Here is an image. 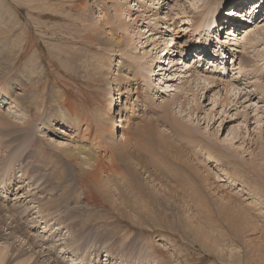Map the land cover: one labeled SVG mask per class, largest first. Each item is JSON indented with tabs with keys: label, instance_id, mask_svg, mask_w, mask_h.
Wrapping results in <instances>:
<instances>
[{
	"label": "rangeland",
	"instance_id": "rangeland-1",
	"mask_svg": "<svg viewBox=\"0 0 264 264\" xmlns=\"http://www.w3.org/2000/svg\"><path fill=\"white\" fill-rule=\"evenodd\" d=\"M155 1L0 0V251L7 252V259H11V264L23 263L22 261L24 264H264V167L250 161L256 159L260 151L261 145H257L260 142V128H263L264 133V94L260 89L264 88V69L259 68L264 64L261 62L264 44L250 42V47L254 45L251 49L243 41L245 33H239L242 35L239 37L241 52L237 56L246 54L253 61L251 66L258 64L257 69H249L256 70L259 76H250L252 79L246 84L245 77L240 73L243 68L242 65L240 68V59L232 58L220 41L217 43L219 46H215L216 38L212 36L218 32L222 33L223 42L232 40L233 37H229L226 31L229 25L225 23L227 19H231L230 14L225 18L227 11L235 6L247 8L258 0H162V5H157ZM259 1L262 16L264 1ZM167 3L173 10L167 9L168 6L164 5ZM131 5H138L133 18L138 17L137 20L142 22H128L126 12ZM219 7L222 8L219 21L214 23L212 20L220 12ZM120 12L123 14L122 18ZM203 13L212 26L211 30L206 28L194 31V28L204 26L199 19ZM156 15L158 19L169 16L164 23L169 28L172 27L175 33L174 42L167 47L168 52L172 51V46L180 51L196 43L195 39L199 40L198 46L203 48L197 49L198 53L205 52L198 58L194 50L185 57V52L180 54L175 57V63L178 64L176 68L186 71L185 67L192 66L198 72H212L215 66H220L219 60H215L218 63L213 66L203 63L202 69L195 66L203 58L206 61L205 57L213 62L217 58L214 53L216 49L224 50L230 56L224 60L227 62V74L223 78L216 77L215 79L221 80L217 79V83L208 85L209 87L205 83L203 85L209 89L204 91V96L217 93L213 99H217L219 109L211 104V99H200L202 112L194 114L197 129H194V137L198 140V146H192V150L187 148L188 141L179 144L167 138L171 136V127L165 126L162 121L166 118H179L183 122L189 120L190 109L196 103L192 92H188L191 85L197 92L194 79L189 80L186 86V79L181 83L177 93L178 100L172 105V114L169 111L171 115L167 113L168 110L161 108L171 97H166L157 89H150V81L159 80L162 76L157 75V70L156 75L154 74L157 62L150 67L152 63L149 57L143 55L146 49L139 45V29L149 21L143 26L144 30L146 25H150L151 28L148 26V29L158 34L157 28H154L156 25L152 24V20L157 19ZM258 15L259 13L255 14L253 23L264 19V16ZM124 22L128 23L130 34H124L119 28ZM249 23L251 22H246L245 25L252 26L251 30L257 29ZM224 24L226 27L219 30L220 25ZM263 25L264 23L260 26ZM161 26L163 25H158V28L161 29ZM243 27L236 26L241 30ZM113 38L120 42L119 46L122 45L128 55L118 53V46L112 43ZM257 38L258 36L255 39L258 40ZM259 38L264 39V35ZM156 42L158 45L155 52L158 48L162 49L163 44L158 38ZM184 44H187L186 47ZM210 47L214 48L212 52ZM236 47L238 48L237 45ZM130 54L134 63L136 57L147 64L151 71L150 75L145 74L148 80L145 78V81L144 76L140 77V93L133 83L128 87L124 84L119 91L120 86L116 87V83L124 76L122 73L139 71V67L129 63ZM168 56H163V61L159 60L158 63L166 61L167 67L165 58ZM124 62H128L132 68L128 71L124 68L121 70ZM157 67L159 68L158 65ZM220 70L222 68L217 69V72ZM170 77L171 75L168 78ZM37 86L40 87L39 92L33 94L38 90ZM225 87L231 90V95L240 92L241 97L244 96L240 100L238 96V106L228 108H231L230 113L228 112L230 116L222 115L220 107L226 95L228 98L232 97L226 93ZM235 87L242 88L243 91H234ZM252 93L256 95L251 99L246 98V94ZM24 96L35 99L30 103L33 108L40 104L38 113L35 108L29 112L26 106L16 103ZM112 96L119 103L123 101L118 109H123L125 115L132 114L131 120L126 124L127 128H118L119 119L116 120L114 134L109 133L114 127L112 123H108L105 113L110 107ZM72 105L79 107V112L88 116L91 122L96 120L103 125L105 134L100 132L101 144L109 145L108 153L115 154V166L107 167L109 175L101 174L103 182L98 184L95 194L96 200L102 199L103 203L93 202V197L86 192L88 188L95 186L92 178L95 170L92 167L96 163L84 160L90 156L97 157L96 151L93 148L83 149L85 155L77 159L70 158L67 154L70 147H77L74 141L76 139L70 133L71 124L67 116L68 107ZM216 109L218 114L211 116L212 110ZM236 114L237 117L233 116ZM256 114L259 116L256 117ZM207 117L211 118L209 124ZM257 120L262 123L258 125ZM28 121L32 124L29 125ZM26 128L29 129L28 132ZM54 129L65 133L58 136ZM28 133H31L29 137ZM128 133L132 134L129 139L130 147L126 145L130 151L129 162L116 155L115 150V146L120 147L125 142L122 136H130ZM241 138H244L241 141L243 144L241 149H237L239 145L234 144ZM253 141L256 145L249 143ZM204 144L208 146L204 147ZM206 147L210 151L214 149V152L224 148L230 150L227 158L234 161L219 163L215 158L208 157ZM245 147L249 151L243 155ZM159 156L163 158L161 171L147 166L149 159L155 162ZM179 159L182 162L184 160L185 167L189 170L185 172L181 167L179 169ZM118 167L123 170L118 172ZM130 183L134 184L133 188L129 187ZM232 213H242L248 219L250 227L241 221L238 225L242 223L243 232L234 231L225 218L228 215L234 216ZM203 233L208 236H205L209 239L208 245L201 243L206 240L202 239ZM33 248L38 254L32 251ZM45 260H49L48 263Z\"/></svg>",
	"mask_w": 264,
	"mask_h": 264
},
{
	"label": "bare ground",
	"instance_id": "bare-ground-1",
	"mask_svg": "<svg viewBox=\"0 0 264 264\" xmlns=\"http://www.w3.org/2000/svg\"><path fill=\"white\" fill-rule=\"evenodd\" d=\"M155 1V0H154ZM161 1L162 0H157V1H155V2H157V5H162V3H161ZM243 1V0H242ZM264 1V0H263ZM243 3V2H242ZM137 4H139V3H137ZM155 4V3H154ZM260 4H261V1H256L254 4H252L251 6H248L247 8H238V6L236 7H234V8H231L230 10H228L227 11V16L225 17V18H227L228 16H229V14H230V16H231V19H227V21H226V23L225 24H228L229 26H228V29H226V31H227V35L229 36V37H233L232 38V40L230 39L229 40V42H227V43H225V42H223V35H222V33H216V35H214L213 33H211V34H213L212 36H215V38L216 39H218V37H220L219 38V41L221 42V44L223 45V47L225 48V51H229L230 52V55L231 56H233L232 58H236L237 60H238V58L240 59L239 61H240V68H242L241 67V65L243 66V68H242V70H240V73H242L243 74V76L245 77V83L246 84H248L249 82L248 81H251L250 79H252V78H250V76H254L253 78H255L256 76H259L258 74H257V72H255L256 70H251L252 69V67H256L255 69H257V62H256V64L257 65H255L254 64V66L252 65L251 66V64L253 63V61H251V58H250V56H246V54H242L240 57H238L237 56V53H239V52H241V50H240V47H241V44H240V41H239V37H241L240 36V34H241V32H243V33H245V35L243 36V41H245V43H247L248 44V46H249V48H251L252 49V47H254V45L252 46V47H250V42L252 43V42H256V43H261V44H264V39H260L259 38V36H263L264 35V25H263V27L262 26H260L261 24H263L264 23V19H261V21L260 20H256L255 21V23H253V18L255 17V14H257V13H259V15H258V17H263L264 15H260V13H263V11H261L260 9H259V6H260ZM164 5H167L168 7H167V9H169L170 8V6H169V4L167 3V4H164ZM259 5V6H258ZM136 6H138V5H131V6H129V9H128V11L126 12L128 15H127V18L129 17V20H128V22H132V21H136L137 19H139L138 17H136V18H133V16H135L136 15ZM114 9V8H113ZM173 10V8H170V10ZM220 9V7L218 8V10ZM119 10V9H118ZM117 10V11H118ZM221 10H222V8L220 9V12L218 13V14H216L215 15V19H213L212 20V22H216V21H219V14L221 13ZM116 11V10H115ZM120 11V10H119ZM138 11V10H137ZM168 12H170V11H168ZM168 12L167 13H165V14H168ZM160 13H158V15H159ZM162 14V13H161ZM122 13L120 12V18H122ZM155 15V14H154ZM153 15V16H154ZM206 14H202L201 15V17L199 18L200 19V22H202L203 21V24H204V26L203 25H200L199 27H196V28H194L193 30L194 31H196V30H198L199 29V31H203L204 29H206V28H208V29H210L211 30V25H209L208 24V20L206 19V16H205ZM142 16V15H141ZM147 17V16H146ZM157 19H155V20H152V19H150L151 17H147L148 19H150V20H152L154 23H152L153 25H156L154 28H157V31H158V34L157 33H153V31L150 29H148V26H150V25H146L147 27H146V29L144 30V28H143V26L145 25V24H148L149 23V21H147V23H143L142 24V29H139V34H140V36H139V45H141V48H143V49H146V51H144V53H143V55H147L148 57H149V59H150V62L152 63V65L150 64L149 66L151 67V66H153L154 64H155V62H157V64H156V66H155V68H154V74L156 75V70L158 71L157 72V75L158 76H162V78H160L159 80H156V79H153L152 81H150L151 82V84L152 85H150V89L151 88H154V89H157L160 93H162L163 95H165L166 97H171V99H169V101H167V103L165 104V105H163L162 104V109L163 110H168L167 111V113H169V111L171 112V114H172V110H173V107H172V105L176 102V100H178L177 98V93H178V91H179V89H180V85H181V83H184L183 81L185 80V86H186V84L189 82V80H191V79H194L193 80V82L194 83H196V87H197V89H196V91L197 92H195L194 90H193V86L191 85L190 87H189V89H190V91H188V92H192V95L194 96V98H196L195 99V105L190 109V111H191V115L190 116H188V117H190L189 118V120H186V121H181V119H179V118H171V119H169V118H166L165 119V121H162V123L165 125V126H168L170 129H171V136H168L167 138H169V139H172L173 141H175V142H177V143H179V142H181L182 144H184L185 142H187L188 141V143H187V148L189 149V150H192V146H198V140L194 137V131L195 130H197L196 129V127H195V123H194V121H196V120H194V114H197L198 112L197 111H201L202 112V107H201V104H200V99L201 98H206V100L207 99H211L212 100V105L214 104V105H216L217 106V109H219L218 108V101H217V99L215 98V99H213L214 97H216V94L217 93H215V92H213V95H212V93H210V94H208V95H206V96H204V91H206L208 88L207 87H203V85H204V83H205V85H211V84H215V83H217V79L219 78V77H221V78H223V75L221 76V73H223V69L222 70H220L219 71V73L217 72V70H215V71H213V69H212V72H207V71H200V72H198L197 70L195 71V69L193 70V68H192V66L191 67H189V66H187V67H185V70L186 71H184V69L183 68H176V69H174L175 67H177L178 66V64L176 63L175 65H174V68L173 67H171V68H169L168 66L167 67H165V62H160V64L158 63V61L160 60H162V57L163 56H168L169 54H170V56H168L167 58H165V59H167V61H169V63L167 64V65H169V64H172V63H175L176 61H175V57H177V56H179L180 54H182V53H184L185 52V54L186 55H184V57L185 56H187L189 53H191V51H193V52H195L196 51V55H198L197 56V58L198 57H201L205 52L203 51V52H201V50L203 49L202 47H199L198 46V44H199V40L197 41L196 39H195V41H196V43H194V44H192V45H194V46H192V45H188L187 47H186V45L187 44H184V46L186 47V48H184V49H181L180 51L179 50H177L174 46H172L171 48V52H168V50H169V48H167L168 47V45H171L172 44V42H174V35H175V33H174V30L172 29V27L171 28H169V26H167V23H164V21L169 17V16H164V18H159L158 19V17H157V15L155 16ZM138 22H142V21H140V20H137ZM144 21V20H143ZM246 22H251V23H249V24H253L254 25V27H256L257 29L255 30V29H253V30H251V27H249V26H246L247 24H246ZM176 24V23H175ZM225 24L224 25H220V28H219V30L221 29H223V28H225L226 26H225ZM246 24V25H245ZM123 26H121V27H119L122 31H123V33L124 34H128L129 32H128V30H129V28H128V23H123L122 24ZM158 25H163V26H161V29L160 28H158ZM169 25V24H168ZM218 25V24H217ZM234 25H236V26H238V27H241V26H244L243 27V29L241 30V28H236V26H234ZM173 27H174V25H173ZM150 28H151V26H150ZM162 28H165L167 31H169L167 34H163L164 32H167V31H164ZM148 29V30H147ZM117 30H119V29H117ZM176 30V29H175ZM194 31H190V33L191 32H194ZM225 31V32H226ZM120 32V31H119ZM173 32V33H172ZM224 32V33H225ZM1 33V32H0ZM151 35H150V34ZM169 33H170V35H169ZM240 33V34H239ZM130 34V33H129ZM177 34V33H176ZM256 36H258V40H256L255 38H256ZM159 39L160 41H162L163 42V44H162V49L161 48H158L157 50H156V52H155V48H156V46L158 45V43L156 42V39ZM173 38V39H172ZM2 39V38H1ZM118 40V39H117ZM143 40H145V42L143 41ZM193 40V39H192ZM4 41V40H3ZM109 41V40H108ZM121 41V40H120ZM231 41H234L235 43H230ZM242 41V42H243ZM110 42V41H109ZM108 42V43H109ZM187 42V41H186ZM1 43V42H0ZM112 43H114V44H116L118 47H116L117 49H118V53L119 52H121L123 55L124 54H126V55H128L126 52H125V50L122 48V45H120L119 46V43L120 42H118V41H116V39L115 38H113V42ZM110 44V43H109ZM113 45V44H112ZM229 45V46H228ZM236 45L238 46V48L236 47ZM257 46V45H256ZM6 47H4V49H5ZM125 48V47H124ZM195 48V49H194ZM2 49V48H1ZM7 49V48H6ZM127 49V48H126ZM151 49V50H150ZM197 49H201L200 50V52L201 53H198V50ZM245 49L246 50H248V47H245ZM9 50V49H8ZM128 50V49H127ZM255 50V49H254ZM257 50V49H256ZM4 51H6V50H4ZM167 52V53H166ZM173 52V53H172ZM176 52V53H175ZM193 52H192V56H193ZM234 52H236V53H234ZM243 52V51H242ZM248 52V51H247ZM255 52V51H254ZM214 53H216L217 54V58H214V60H213V62H210L209 60H208V58H206L205 57V60L206 61H204L203 59H202V61H198L197 62V64H199V65H196L195 66V68H199V67H201V66H203V62H210L209 64L210 65H216V63H218V62H215V60H219V62L220 63H218V65L220 64V65H223V64H225L226 63V66H227V62H225L224 61V59L227 57H230V56H228V53H225L224 52V50H220V51H218L217 49L216 50H214ZM245 53V52H244ZM3 54H4V52H3ZM173 54H175V56L174 57H172L171 58V55L173 56ZM249 54V53H248ZM263 54V53H262ZM249 55H251V54H249ZM235 56H237V57H235ZM259 56V55H258ZM170 57V58H169ZM264 54H263V56H262V61L261 62H263L264 63ZM13 58V57H12ZM136 58V57H135ZM134 58V60H136L135 61V63L132 61L133 60V56L130 54V56L128 57V59L131 61V62H129V63H131L133 66H136V67H139V71H134V72H132V73H126V72H124V73H122L124 76H122V80L120 81L121 82V84H119L118 82L116 83V87H118V85L120 86V88H118V91L119 90H121V88H123L124 86V84H126V86L125 87H128V85L129 86H131V83H133L134 85H135V87H136V89L139 91L140 90V88L142 87L141 86V83H140V77H143L144 76V80L146 81V79L145 78H147L146 76H148V74L149 73H151V71H150V68H149V66H147V64L145 65V64H143L141 61H140V59L138 60V58H136L135 59ZM142 58V57H141ZM144 58V57H143ZM193 58H195V57H193ZM194 60H196V59H194ZM256 60V59H255ZM146 61V60H145ZM163 61V60H162ZM225 63H224V62ZM256 61H258V60H256ZM123 62V61H122ZM147 62H149V61H147ZM146 62V63H147ZM128 62H124V64L123 63H121V64H123V66L121 65V70H123L122 68H124L125 70H130L131 68H132V66L129 64ZM194 63V62H193ZM259 63V62H258ZM181 64V63H180ZM202 64V65H201ZM260 64V63H259ZM157 65L159 66V68L157 67ZM100 66H101V64H100ZM3 67V66H2ZM142 67V68H141ZM158 68V69H157ZM186 68H188V70L186 69ZM206 68V67H205ZM215 68H218V66H215ZM249 68H251V69H249ZM259 68H262V69H264V64L261 66V67H259ZM201 69H202V67H201ZM207 69V68H206ZM4 70V69H3ZM225 71L227 72V69H225ZM259 71V70H258ZM262 71V70H261ZM168 72V73H167ZM201 73V74H200ZM203 73H205V75L203 74ZM210 74V75H208V74ZM255 73V74H254ZM145 74H146V76H145ZM168 74V75H167ZM188 74H190V75H188ZM262 74V73H261ZM150 75V74H149ZM169 75H171V77L170 78H168L169 77ZM126 76V77H125ZM190 76V77H189ZM242 76V77H243ZM260 76H262V75H260ZM5 77H6V75H5ZM119 77H120V75H119ZM193 77V78H192ZM216 77H218L217 79H215ZM257 78H259V77H257ZM2 79H4V78H2ZM24 79V78H23ZM119 79H121V78H119ZM142 79V78H141ZM147 80H148V78H147ZM221 80V79H220ZM219 79H218V81H220ZM263 80V79H262ZM7 80H5V82H6ZM23 81H26V80H23ZM136 83H135V82ZM149 82V83H150ZM238 82V81H237ZM241 82V81H240ZM192 83V82H191ZM227 83V82H226ZM252 83V82H251ZM30 84V83H29ZM143 84V83H142ZM202 84V85H201ZM225 84V83H224ZM242 84V83H241ZM183 85V86H184ZM122 86V87H121ZM184 86V87H185ZM229 86V85H228ZM236 86V85H235ZM245 86V85H244ZM183 87V88H184ZM209 87V86H208ZM245 87H247V86H245ZM256 87V86H255ZM130 88V87H129ZM144 88H145V86H144ZM143 88V89H144ZM241 88V87H240ZM249 88V87H248ZM4 89V88H3ZM2 89V90H3ZM37 91L36 92H33V94L34 93H37V92H39V89H40V87L38 88V86H37ZM187 89H188V86H187ZM188 89V90H189ZM245 89V88H244ZM260 89L262 90V94H264V88H262V87H260ZM186 90V89H185ZM209 90V89H208ZM225 90H226V93L229 95V96H232V97H230V98H228V96L226 95L225 96V98L223 99V102H222V105L220 106L221 107V112H222V115H227V116H230L229 114H228V112L231 110V108L233 107V106H238V96H239V100L241 99V98H243L244 96L242 95V97H241V95H240V92L239 93H235L234 92V94H230V91L228 90V87H225ZM236 90H238V91H243V89L241 88V89H239V88H236L235 87V89H234V91H236ZM114 91H115V89H114ZM116 91H117V89H116ZM137 91V92H138ZM187 91V90H186ZM27 92H29V91H27ZM136 92V91H135ZM32 93V92H31ZM138 93H140V91L138 92ZM142 93V92H141ZM258 93V92H257ZM125 94V93H124ZM181 94V93H180ZM183 95H184V93H182ZM190 94V93H189ZM206 94V93H205ZM242 94V93H241ZM212 95V96H211ZM254 95H256V94H254V93H252V94H246L245 96H246V98H252ZM41 96V95H40ZM142 96V95H141ZM180 96V95H179ZM186 96V95H185ZM129 98V97H128ZM127 98V99H128ZM144 98V97H143ZM182 98V97H181ZM261 98V97H260ZM37 99V98H36ZM120 99H121V97H120ZM46 100V99H45ZM45 100H44V102H45ZM155 100V99H154ZM185 100V99H184ZM31 101H35V99H33V100H31L30 99V97L29 96H24V97H21L20 99H18V101L16 102V103H18V104H20V106H22V107H24V106H26L29 110V112H31V111H33L34 110V108H35V110H36V113H38V111H39V105L40 104H38L37 102V106L36 107H32V106H30V103H31ZM47 101V100H46ZM144 101L146 102V100H145V98H144ZM144 101H143V99H142V103H144ZM182 101V100H181ZM192 101V100H191ZM194 101V100H193ZM243 101V100H242ZM164 102V101H163ZM184 102V101H183ZM204 102V101H203ZM35 103V102H34ZM120 103H123V101H120ZM119 100H117L115 97H110V102H109V105H110V107L108 108V110H106V115H107V118L109 119L108 120V123L110 124V123H112L113 124V127H114V125H116V120L117 119H119L118 120V123L120 124L119 126H118V128H127L126 127V124H128V120L130 121L131 120V117H132V114L131 115H129V114H124V111H123V109H118V107H119ZM187 103H189L188 101H187ZM240 103V102H239ZM263 103V102H262ZM28 104V105H27ZM32 104V103H31ZM182 104V103H181ZM190 104V103H189ZM192 104H194V103H192ZM183 106H184V104H182ZM200 105V106H199ZM251 105V104H250ZM144 106V105H143ZM154 106V105H153ZM19 107V106H18ZM17 107V108H18ZM142 107V106H141ZM145 107V106H144ZM171 107H172V109H171ZM229 107H231L229 110H228V108ZM182 108H184V107H182ZM189 108V107H188ZM246 108V107H245ZM251 108V107H250ZM25 109V108H24ZM148 109V108H147ZM149 109H150V107H149ZM148 109V110H149ZM187 109V108H186ZM217 109L216 110H212V112H211V116H212V114H214V115H216V114H218V112H217ZM178 110V109H177ZM182 110V109H181ZM184 110V109H183ZM155 111H156V109H155ZM8 112V111H7ZM6 112V113H7ZM175 112V111H174ZM184 112V111H183ZM253 112H255V111H253ZM13 113V112H12ZM150 113V112H149ZM177 113V112H176ZM180 114H182L181 112H179ZM207 113H208V111H207ZM230 113V112H229ZM8 114H10V113H8ZM100 114V113H99ZM136 114V113H135ZM170 114V113H169ZM168 114V115H169ZM170 114V115H171ZM188 114V113H187ZM102 115V114H101ZM122 115V116H121ZM123 115H125L124 117H123ZM2 116H3V114H2ZM6 116V115H5ZM8 116V115H7ZM11 116V115H10ZM67 116H69V119H70V124H71V127H70V133L72 134V135H74V139H76V140H74L75 142H76V145H77V147H75V148H72V149H68L67 151H68V155H69V157L71 158H73V159H77V158H80V156L82 155H85L84 154V151H83V149L85 150V149H89V150H92L91 148H93L95 151H96V153H97V157L96 156H94V157H92V156H90V158H88L87 160L85 159V157H84V161H87V163H88V161H90V160H93L96 164H95V166L94 167H92L95 171L93 172V175H92V178H93V183H94V187H92V188H88V190H86V192H88L92 197H93V199H92V201L93 202H95V203H103L101 200H96V197L97 196H95V194H97V189H98V184L99 183H101V182H103L102 181V176H101V174H103V173H107L108 174V168L109 167H111V165H114L115 166V162L116 161H114V157H115V154L112 152V153H108V148H109V145H103V144H101V141H102V135H101V133L103 132V134H105L104 133V130H103V125H101V124H99V123H97V121L96 120H94L93 122H91L89 119H88V116H84V115H82L80 112H79V107H77V106H75V105H72V106H70V107H68V115ZM100 116V115H99ZM207 116V115H206ZM233 116H236L237 117V114L236 115H233ZM256 117L257 116H259V114H256L255 115ZM100 117H102V119H103V116H100ZM165 117H167V116H165ZM172 117V116H171ZM177 117H179V115L177 116ZM181 117V116H180ZM192 117V118H191ZM5 117H3V119H4ZM9 118V117H8ZM12 118V117H11ZM182 118V117H181ZM208 119V121H207V123L209 124V122L211 121V118L210 117H207ZM16 119V118H15ZM187 119V118H186ZM243 119V118H242ZM156 120V119H155ZM185 120V119H184ZM247 119H245L244 121L245 122H247L246 121ZM254 120V119H253ZM262 120V119H261ZM261 120H257L256 121V123L259 125L260 124V122H261ZM5 121H6V119H5ZM4 121V122H5ZM13 121V120H12ZM158 121V120H157ZM160 121V120H159ZM29 122V125H31L32 123L30 122V121H28ZM188 122H190V125H187L188 124ZM232 122V121H231ZM61 123V122H60ZM262 123V122H261ZM13 124V123H12ZM27 124V123H26ZM50 125H51V123H49ZM111 124V125H112ZM250 124V123H249ZM11 125V124H10ZM197 125L199 126V122L197 123ZM223 125V123L221 124V126ZM246 125V124H245ZM248 125V124H247ZM17 126H19V124L17 125ZM102 126V127H101ZM161 126H162V124H161ZM164 126V127H165ZM191 126H194V128H192ZM209 126V125H208ZM220 126V127H221ZM15 127V126H14ZM26 127V125L23 127V129ZM29 127V126H28ZM31 127V126H30ZM262 127V126H261ZM12 128V127H11ZM47 128H49V126L47 127ZM13 129V128H12ZM23 129H22V131H23ZM27 129V128H26ZM25 129V130H26ZM51 129V128H50ZM64 129V128H63ZM195 129V130H194ZM263 129V128H262ZM261 128H260V130H261V133H260V135H259V140H260V142H259V144H257V145H261V147H260V151H259V153H257V155H256V159H253V160H250L251 161V163H253V164H255V165H259L260 167H264V133H263V130H262ZM3 129H1V131H2ZM5 130H7V129H5ZM28 130L29 129H27V131L26 132H28ZM114 130H116V127H114V129H110V131H109V133L110 134H114ZM16 131V130H15ZM219 131V130H218ZM3 132V131H2ZM19 132V131H18ZM54 132H56L57 134H58V136H61V135H63V133H65V132H59V129H54ZM101 132V133H100ZM129 132H131V129H130V131ZM143 132V131H142ZM142 132H141V134H142ZM4 133V132H3ZM137 133H139V132H137ZM168 133V132H167ZM6 134V133H5ZM25 134V133H24ZM31 134V133H30ZM30 134L28 133V136L27 137H29L30 136ZM48 134V133H47ZM130 136H127V137H124V136H122V139L125 141V142H122L121 143V145H120V147H118V146H115V150H116V155H118L119 157H124L123 158V160H125V161H128L129 162V153H130V151H129V149H128V147H130V144H131V142H129V139L131 138V136H132V134L131 133H128ZM20 135V134H19ZM23 136H26V135H23ZM35 137V139H36V136H34ZM43 137V136H42ZM10 138H12V137H10ZM43 138H45V137H43ZM164 138V137H163ZM24 139V138H23ZM39 139V138H38ZM38 139H37V142H38ZM244 138H241L239 141H236L235 142V140H234V142L236 143V144H234V146L235 145H239V146H237V149H241V147L240 146H242V144L243 143H241V141L243 140ZM29 140V139H28ZM32 140V139H31ZM120 140V139H119ZM164 140V139H163ZM22 141V140H21ZM20 141V142H21ZM27 141V140H26ZM6 142V141H5ZM30 142V141H29ZM39 142H40V139H39ZM4 143V142H3ZM2 143V144H3ZM7 144H8V142H6ZM5 143V144H6ZM25 143V142H24ZM23 143V144H24ZM105 143V142H104ZM130 143V144H129ZM141 143V142H140ZM139 143V144H140ZM169 143H170V141H169ZM244 143H246V142H244ZM249 143H251V144H253V145H256V142L255 141H253V142H249ZM4 144V145H5ZM6 144V145H7ZM32 144V143H31ZM34 144V143H33ZM39 144V143H38ZM41 144V143H40ZM62 144V143H61ZM143 144V143H142ZM168 144V143H167ZM173 144V143H172ZM176 144V143H175ZM180 144V143H179ZM6 145H5V147H6ZM100 145H102L101 147H100ZM126 145H129L128 147H126ZM133 145V144H132ZM2 146V145H1ZM32 146V145H31ZM62 146H63V144H62ZM113 146V145H112ZM172 146V145H171ZM204 147L205 146H208V144H204L203 145ZM217 146V145H216ZM247 146H248V144H247ZM246 146V147H247ZM5 147H3V148H5ZM12 147V146H11ZM16 147V146H15ZM65 148L67 147V146H64ZM243 148V151H242V154L244 155L246 152H248L249 150H247V148ZM7 148V147H6ZM10 148V147H9ZM17 148H18V146H17ZM58 149H59V147H57ZM141 148V147H140ZM207 148V147H206ZM220 148H222V147H220ZM19 149H22V148H19ZM26 149V148H25ZM28 149V148H27ZM50 149V148H49ZM110 149V148H109ZM55 150V149H54ZM62 150V149H61ZM142 149H140V151H141ZM59 151V150H58ZM62 151H64V150H62ZM213 151V152H212ZM215 150L214 149H211V151L207 148L206 149V153H207V155H208V157L209 158H215L219 163H223V164H227L228 162H233L234 160H232L231 158H227L228 156L227 155H229L230 154V150H227V149H220V150H218L217 152H214ZM50 152V151H49ZM52 152V151H51ZM89 152V151H88ZM129 152V153H128ZM53 153V152H52ZM87 153V152H86ZM92 153V152H91ZM254 153H255V151H254ZM216 154H218V155H216ZM253 154V153H252ZM20 155V154H19ZM146 156V155H145ZM178 156V155H177ZM220 156H223V157H220ZM117 157V156H116ZM21 159V158H20ZM19 159V160H20ZM83 159V158H82ZM257 159H259V162L257 163ZM179 163H178V165H179V169H183L185 172H186V170H189L188 168H186L185 167V163H184V160H183V162H182V160H180L179 159ZM91 162V161H90ZM89 162V164H92V163H90ZM149 163H148V167L149 166H152L153 168H155V169H157V170H162V162H163V158H161L160 156L158 157V161H156L155 160V162L152 160V159H149V161H148ZM187 162V161H186ZM249 162V161H248ZM75 163V162H74ZM80 163V162H79ZM187 163H189V162H187ZM117 164V166H119L118 165V163H116ZM122 164V163H121ZM190 164V163H189ZM252 164V165H253ZM86 167V166H85ZM108 167V168H107ZM151 167V168H152ZM181 167V168H180ZM88 168V167H87ZM86 168V169H87ZM124 168H125V166H124ZM164 169H166V168H164ZM177 169V168H176ZM175 169V170H176ZM89 170V169H88ZM117 170H118V172H121V170H123V168L122 169H120L119 167L117 168ZM167 170V169H166ZM165 171V170H164ZM181 171V170H180ZM92 172V171H91ZM177 173H178V171H177ZM119 174V173H118ZM168 174H169V172H168ZM91 175V174H90ZM109 175V174H108ZM171 175V174H170ZM182 175V174H181ZM111 176V175H110ZM116 176V175H115ZM175 176V175H174ZM118 177L120 178V176L118 175ZM168 177V176H167ZM176 177V176H175ZM91 178V179H92ZM172 178V177H171ZM180 178V177H179ZM182 178V177H181ZM24 180V179H23ZM22 180V181H23ZM68 180V179H67ZM118 180V179H117ZM122 180V179H121ZM127 181V180H126ZM125 181V182H126ZM21 182V181H20ZM129 182V181H128ZM23 184V186H24V183H22ZM128 184V183H127ZM69 185V184H68ZM115 185V184H114ZM123 185H121V187H122ZM133 186H134V184L132 183H130V185H129V187H131V188H133ZM191 187H192V185H191ZM123 188V187H122ZM99 189H101V186L99 187ZM120 190H121V188H119ZM124 189V188H123ZM118 192V191H117ZM108 193V192H107ZM106 193V194H107ZM123 195V194H122ZM107 197H108V195H106ZM19 197V196H18ZM21 197V196H20ZM87 197V196H86ZM101 197V196H100ZM99 197V198H100ZM122 198V197H121ZM108 199V198H107ZM125 199V198H124ZM17 201V200H16ZM89 203V202H88ZM85 204V203H84ZM104 204H105V202H104ZM83 206V205H82ZM148 207V206H147ZM149 207H151V206H149ZM116 208V207H115ZM146 208V207H145ZM120 210V209H119ZM116 211V210H115ZM122 213V212H121ZM234 213V212H233ZM232 213V214H233ZM24 214V213H23ZM186 214V213H185ZM234 215V214H233ZM9 216V215H8ZM148 216V215H147ZM11 217V216H10ZM101 217V216H100ZM1 218V217H0ZM127 218V217H126ZM225 218H227V220H229V222H230V224H229V226H231L233 229H234V231H238V232H240V231H242L243 232V230L244 229H242L243 227H241V225H242V223H241V225H238V223L239 222H241V221H243V223H246L247 224V227L249 228L250 226L248 225V219H246L245 217H244V215L242 214V213H237V215H234V216H230V215H228V217H225ZM11 219V218H10ZM226 221V220H225ZM228 222V223H229ZM32 223H34V222H32ZM255 223V222H254ZM19 227V226H18ZM26 227V226H25ZM42 227V226H41ZM47 227V226H46ZM230 227V228H231ZM245 227V226H244ZM247 227L245 228V229H247ZM17 228V227H16ZM45 228V227H44ZM55 228V227H54ZM56 229V228H55ZM46 230H47V228H46ZM45 229H44V231H46ZM97 230H98V228H97ZM204 230V229H203ZM48 231V230H47ZM99 231V230H98ZM202 231V230H201ZM100 233H101V231H99ZM203 232V231H202ZM4 234V233H3ZM241 234V233H240ZM99 235V234H98ZM101 235V234H100ZM244 235V234H243ZM1 236V235H0ZM205 236H207L206 235V233H203V236H202V239L203 238H205L206 240H202L201 241V243H202V245H208V241L207 240H209V239H207V237H205ZM246 236V235H245ZM103 237V236H102ZM244 237V236H243ZM56 240V239H55ZM25 241H27V240H25ZM103 241V240H102ZM28 242V241H27ZM27 242H26V244H27ZM136 242V241H135ZM139 242V241H138ZM211 242V241H210ZM44 245V244H43ZM140 245V244H139ZM109 246V245H108ZM145 246V245H144ZM39 247V246H38ZM110 248V247H109ZM154 249V248H153ZM157 249V248H156ZM38 250V249H37ZM125 250V249H124ZM150 250V249H149ZM22 251V250H21ZM25 251H27V249L25 250ZM32 251H34L35 252V254L37 253L38 254V252L37 251H35L34 250V248H33V250ZM31 252V251H30ZM140 252V251H139ZM155 252H156V250H155ZM24 253V252H23ZM22 253V254H23ZM27 253V252H26ZM41 253L42 252H40V255H41ZM61 253V252H60ZM151 253V252H150ZM153 253V252H152ZM25 254V253H24ZM23 254V255H24ZM66 254V253H65ZM141 254V253H140ZM154 254V253H153ZM156 254V253H155ZM158 254V253H157ZM7 252H1L0 251V264H11V259L8 257V259H7ZM39 256V255H38ZM45 256V255H44ZM40 257V256H39ZM43 257V256H42ZM68 257V256H67ZM24 258V257H23ZM27 258V257H26ZM25 258V259H26ZM44 260V259H43ZM72 260V259H71ZM14 261V260H13ZM28 261H29V259H28ZM49 261V260H48ZM48 261H46L45 260V262H47L48 263ZM159 261V260H158ZM157 261V262H158ZM23 263H16V264H24V261H22ZM39 262H40V260H39ZM44 262V263H45ZM71 263H73V262H71ZM77 263V262H76ZM75 263V264H76ZM81 263V262H80ZM79 263V264H80ZM117 263V262H116ZM155 263V262H154ZM159 263V262H158ZM30 264V263H29ZM48 264H51L50 262L48 263ZM120 264V263H119Z\"/></svg>",
	"mask_w": 264,
	"mask_h": 264
}]
</instances>
